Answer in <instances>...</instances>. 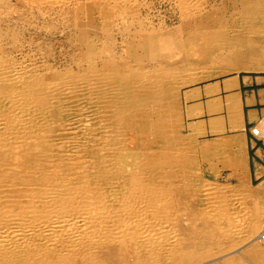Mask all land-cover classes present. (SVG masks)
Returning a JSON list of instances; mask_svg holds the SVG:
<instances>
[{
  "label": "bare ground",
  "instance_id": "bare-ground-1",
  "mask_svg": "<svg viewBox=\"0 0 264 264\" xmlns=\"http://www.w3.org/2000/svg\"><path fill=\"white\" fill-rule=\"evenodd\" d=\"M165 1L177 24L143 0H0V264H264V185L220 179L237 152L183 136L178 94L264 70V0ZM49 16L72 66L44 58Z\"/></svg>",
  "mask_w": 264,
  "mask_h": 264
},
{
  "label": "crops",
  "instance_id": "crops-1",
  "mask_svg": "<svg viewBox=\"0 0 264 264\" xmlns=\"http://www.w3.org/2000/svg\"><path fill=\"white\" fill-rule=\"evenodd\" d=\"M181 97L186 131L201 143H222L223 138L226 156L230 148L237 152L240 159L225 162L220 173L234 181L232 175L242 171L251 185L258 186L260 181L264 185V144L250 132L254 123L264 119V74H229L210 79L184 88ZM232 101L237 103L238 122L230 119ZM222 147L219 150L224 151Z\"/></svg>",
  "mask_w": 264,
  "mask_h": 264
},
{
  "label": "rangeland",
  "instance_id": "rangeland-1",
  "mask_svg": "<svg viewBox=\"0 0 264 264\" xmlns=\"http://www.w3.org/2000/svg\"><path fill=\"white\" fill-rule=\"evenodd\" d=\"M210 5L213 4L214 2L221 4V0H210ZM143 12L144 14L146 13L151 16L153 21H155L156 24L159 23L161 24L162 20L167 26H171L174 24H177L179 22V10L176 7L175 4H172L168 1L165 0H143ZM228 11V9H227ZM230 11H228L229 13ZM24 20H19V23H22ZM32 22H37L39 25L43 22V20H38L36 18H32ZM44 30L47 31V34L44 32L41 34L42 39L45 40L42 42V45L45 44L47 46L46 53L44 55L45 59H48V62L53 64L54 66H58V68H63L68 65H73L72 57L75 56L74 54L77 52V47L72 44V40L74 38V26L73 23L67 19V17L64 20H60L58 24H56V28L54 25V21L51 20V17L49 16L48 18L45 19L44 22ZM33 30H27L28 35L31 34ZM253 35H251V42L256 45L255 48L264 51V23L262 26H259L258 28L252 30ZM26 35V31H25ZM39 37V36H36ZM120 38V37H119ZM41 39V40H42ZM41 43V41H40ZM36 60L34 62L41 64L43 60L37 59L38 56H34ZM77 68V66H76ZM237 71H231V72H226L221 75L215 76V77H210L207 79L195 81V82H189L183 84L179 88V105H180V133L182 135H187L188 136V131H186V127L184 125L183 121V105H182V91L184 88L188 86H192L194 84L202 83L205 81H208L210 79L214 78H219L221 76L229 75V74H236ZM239 74L242 75H257V74H264V70H253V71H246L242 70L240 71ZM190 135V134H189ZM264 144V141H263ZM226 173H220V179L223 181H226L228 179ZM226 178V179H225ZM229 180V179H228ZM233 182V181H232ZM234 185V184H232Z\"/></svg>",
  "mask_w": 264,
  "mask_h": 264
},
{
  "label": "built area",
  "instance_id": "built-area-1",
  "mask_svg": "<svg viewBox=\"0 0 264 264\" xmlns=\"http://www.w3.org/2000/svg\"><path fill=\"white\" fill-rule=\"evenodd\" d=\"M252 134H254V135H260V132H259V130L257 129V128H254L253 129V133ZM264 141V140H263Z\"/></svg>",
  "mask_w": 264,
  "mask_h": 264
}]
</instances>
